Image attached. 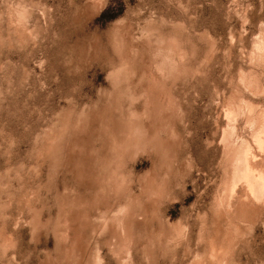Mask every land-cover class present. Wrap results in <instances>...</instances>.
<instances>
[{"label": "rangeland", "instance_id": "rangeland-1", "mask_svg": "<svg viewBox=\"0 0 264 264\" xmlns=\"http://www.w3.org/2000/svg\"><path fill=\"white\" fill-rule=\"evenodd\" d=\"M0 264H264V0H0Z\"/></svg>", "mask_w": 264, "mask_h": 264}, {"label": "bare ground", "instance_id": "bare-ground-1", "mask_svg": "<svg viewBox=\"0 0 264 264\" xmlns=\"http://www.w3.org/2000/svg\"><path fill=\"white\" fill-rule=\"evenodd\" d=\"M260 140H261V139H260ZM261 143H262V142H261ZM239 161H240V160H239ZM250 167H251V166H250ZM247 168H249V167L247 166ZM247 168H246V169H247ZM244 170H245V169H244ZM251 170H252V169H251ZM251 170H250V171H251ZM238 171H239V170H238ZM246 171H247V170H246ZM248 171H249V170H248ZM239 173H240V172H239ZM239 173H238V174H239ZM246 174H247V173L245 172V175H246ZM242 175H243V174H242ZM247 178H248V177H247ZM241 179H242V178H241ZM241 179H240V180H241ZM238 181H239V180H238ZM241 181H242V180H241ZM252 184H253V183H252ZM254 184H255V183H254ZM253 186H254V185H253ZM255 186H256V185H255ZM255 186H254V187H255ZM258 186H259V185H257V187H258ZM250 188H251V187H250ZM255 189H256V188H255ZM250 190H251V189H250ZM262 190H263V189H262ZM255 191H259V190L257 189V190H255ZM258 193H259V192H258Z\"/></svg>", "mask_w": 264, "mask_h": 264}]
</instances>
